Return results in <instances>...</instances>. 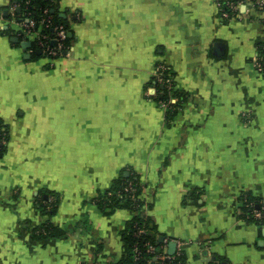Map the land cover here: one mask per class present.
<instances>
[{"label":"crops","instance_id":"0c3cea01","mask_svg":"<svg viewBox=\"0 0 264 264\" xmlns=\"http://www.w3.org/2000/svg\"><path fill=\"white\" fill-rule=\"evenodd\" d=\"M248 1L224 19L227 0H55L72 37L49 58L30 0H0V264H124L138 211L98 200L128 178L164 257L175 241L185 264H264V11Z\"/></svg>","mask_w":264,"mask_h":264},{"label":"trees","instance_id":"16d2710c","mask_svg":"<svg viewBox=\"0 0 264 264\" xmlns=\"http://www.w3.org/2000/svg\"><path fill=\"white\" fill-rule=\"evenodd\" d=\"M54 1L55 0H30L28 5L30 17L34 19L38 25L40 24L41 19L44 17L43 11L47 9L55 24H64L67 27L69 33L67 21L61 16L59 12H57ZM44 33L50 38L54 36L52 28L46 29ZM70 40L71 38L68 35L67 39L65 40V45L67 47ZM31 49L35 54H37L38 51L42 53V51L37 47V39L31 45ZM263 54L264 47L260 49V55ZM164 86L165 88H163V91H165L166 95L164 100H168V87L167 85ZM130 187L134 189L133 192L126 191V189ZM142 189L143 186L138 180L128 178L98 200L99 206L107 213L113 211L115 208L120 207L131 209L136 213L138 211L137 215L135 214L133 220L131 221L129 229L125 235L127 254L124 264H185L184 253L181 255H175L172 260H160L158 258V256L162 255L161 247H163V243H160L157 238L152 237L149 234L150 230H152L151 221L147 217H144L142 214H140L141 205L143 203L140 198ZM57 202L58 201H54L52 203V208H55L54 206L57 205ZM49 213H52V211H49ZM52 230L54 231L53 227L51 225H47L46 227L40 229L41 235L46 237L52 236ZM149 244L156 248L154 253L148 252Z\"/></svg>","mask_w":264,"mask_h":264},{"label":"built area","instance_id":"2783aa9c","mask_svg":"<svg viewBox=\"0 0 264 264\" xmlns=\"http://www.w3.org/2000/svg\"><path fill=\"white\" fill-rule=\"evenodd\" d=\"M246 2V0H227L225 3H221L219 6V13L222 18L229 19L231 18L238 10L241 4ZM253 7H258L264 11V0H249L248 1ZM247 2V3H248ZM245 4V3H244ZM225 5V6H224ZM28 9V8H27ZM44 17L41 19L40 24L37 23L30 17V12L27 10V22L24 24L25 29L32 35H35L37 38V47L44 53V55L48 56L49 58H55L59 56L63 50L67 48L65 45V40L67 39L69 33L68 29L64 24H55L53 18L49 15V11L45 9L43 11ZM52 28L54 32V36L50 38L44 32L46 29ZM51 41V42H50ZM54 42L56 45H54ZM255 68L259 71L264 72V54L259 55L254 62ZM164 67L161 68V71H164ZM159 80L167 85L168 90L171 91V80L170 79H163L159 78ZM164 106H168V104H164ZM3 142V138L0 136V146ZM126 191L133 192V188H127ZM167 246V242L161 247V250L165 249ZM184 244L177 243L176 253L173 256H167L165 253V257H168V260H172L175 255H181L183 253ZM156 248L149 244L148 252L154 253ZM163 253L162 255L158 256L160 260L165 258Z\"/></svg>","mask_w":264,"mask_h":264},{"label":"water","instance_id":"95a60500","mask_svg":"<svg viewBox=\"0 0 264 264\" xmlns=\"http://www.w3.org/2000/svg\"><path fill=\"white\" fill-rule=\"evenodd\" d=\"M245 7V6H244ZM243 7V8H244ZM62 17H65L62 15ZM69 37H72V34L69 33ZM26 46H30V43L25 44ZM54 45H56V43L54 42ZM224 52V45L223 44H216L215 46V53L219 56L222 55V53ZM164 238H161V241H163ZM176 249H177V243L175 241H171L168 244V255L169 256H173L176 253Z\"/></svg>","mask_w":264,"mask_h":264}]
</instances>
